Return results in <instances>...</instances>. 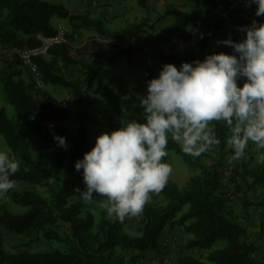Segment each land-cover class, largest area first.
<instances>
[{
	"label": "trees",
	"instance_id": "obj_1",
	"mask_svg": "<svg viewBox=\"0 0 264 264\" xmlns=\"http://www.w3.org/2000/svg\"><path fill=\"white\" fill-rule=\"evenodd\" d=\"M75 1L91 3L92 0ZM104 1L113 4L121 0ZM134 1L138 7L147 10L146 0ZM185 1L198 4L202 10L183 11L168 4L160 16V19H171V23L165 27L156 29L146 20H140L111 32L104 27L101 19L91 18L87 10L71 13L62 4L44 0H0V47L3 49L31 48L39 44L36 35L54 36L56 29L50 22L53 16L68 22L70 42L75 41L73 34L80 29L92 30L96 34V37L73 49L75 56L70 55L69 44H62L51 47L46 57L33 60L45 85L72 91L74 118L80 123L74 130L61 124L68 119V112L48 91L38 88L31 80L26 82L21 78L23 70L16 56L14 60H5L0 66V86L8 104L14 109V117L9 119L4 108H0V135L20 162V169L13 179L17 185L26 183L33 188L38 187L46 195L43 197L33 189L19 192L10 190L11 202L24 211L13 214L2 209L0 228L27 240L43 239L64 245V250L9 252L2 247L0 234V264H136L138 254L143 255L158 248L163 231L178 215L176 221L190 236L185 248L207 252L204 261L188 257L180 260V264H264L255 258L258 246L248 239L246 228L229 206L217 170L203 164L211 152H222L226 148L228 128L223 123L216 124L220 144L212 146L199 157L185 154L177 143L169 139L167 151L179 156L191 170L198 171V175L190 177L182 188L168 181L159 193H153L166 203L145 205L140 214L142 227L139 236L121 233L120 229L128 218L124 221L109 218L105 210L102 211L97 231L93 232V204L105 201L106 197L94 193L92 201H84L74 191L76 187H85L82 170L78 172L74 164L94 145L88 143L81 124L91 123L108 132L120 127L122 105L112 90L121 97H128L133 114L142 112L134 96L146 92V82L153 77L154 69L148 64L144 65L143 55L139 56L137 64L131 63L129 45L136 41L138 35L150 29L146 42L154 49L158 63H173L179 67L181 62L197 58L203 60L206 54L212 52L230 53L232 49L229 46L216 43L225 24L237 28L238 25L250 24L253 19L264 22V16L254 15L255 9L240 3L233 9L229 0ZM19 35L26 37V40L23 41ZM231 38L240 40L243 33L239 32ZM191 41H194L193 45L177 51V46ZM123 56L129 66L144 67L145 77L134 87H130L121 76L111 77L110 88H104L100 94L110 108L100 110L93 106L88 96L90 86L103 68ZM74 65H78L82 71L80 82L75 81L71 74ZM45 124L55 126L43 132ZM30 133L41 135L42 150L57 145L53 133L66 137L68 147L58 146L61 151H52L49 163L42 153L32 159L27 142ZM50 177L54 178L53 182H49ZM233 183L237 185L235 181ZM183 209L185 211L182 212ZM62 224L68 225L65 235L58 232ZM219 242L224 243L214 248ZM117 249L130 251V255L126 258L117 253ZM134 251L137 255L132 256L131 252Z\"/></svg>",
	"mask_w": 264,
	"mask_h": 264
},
{
	"label": "clouds",
	"instance_id": "obj_2",
	"mask_svg": "<svg viewBox=\"0 0 264 264\" xmlns=\"http://www.w3.org/2000/svg\"><path fill=\"white\" fill-rule=\"evenodd\" d=\"M244 3L255 5V16H264V0ZM237 31L242 39L216 42L229 46L230 53L212 52L179 67L164 63L146 82V92L137 94L143 121L132 119L96 136L74 164L82 170L85 187L74 189L82 200L92 201L94 193L106 197L101 207L119 221L142 214L150 194L159 193L172 173L163 160L169 139L185 154L199 157L220 144L217 123L230 133L228 163L242 158L250 142L264 149V22L253 19ZM53 140L67 149L66 137L53 133ZM19 169V160L0 150V200L17 187L13 177Z\"/></svg>",
	"mask_w": 264,
	"mask_h": 264
},
{
	"label": "rangeland",
	"instance_id": "obj_3",
	"mask_svg": "<svg viewBox=\"0 0 264 264\" xmlns=\"http://www.w3.org/2000/svg\"><path fill=\"white\" fill-rule=\"evenodd\" d=\"M52 4H62L68 9L69 12H82L84 9V3L75 0H44ZM232 3V8H236L238 4L245 6L244 0H229ZM94 6H88L90 8L94 7V10L88 11L91 18H99L103 21V25L106 29L111 32H115L121 29L124 25L131 22H139L140 20H146L148 24H153L156 29L165 27L171 23L169 17H164L160 19V16L164 14L168 4L174 5L176 8L183 11L190 10H202L198 4L189 3L185 0H146L148 8L147 10L142 9L137 6L134 0H121L113 4H109L104 0H92ZM90 4V3H89ZM88 4V5H89ZM246 7V6H245ZM89 8V9H90ZM100 8L102 10H100ZM104 8V9H103ZM250 8L255 9V5L250 6ZM106 9V10H105ZM94 12V13H93ZM95 16V17H93ZM52 17V22H55ZM62 26L65 28V34L68 40V44L71 46L70 55L75 56L73 49L77 46L85 44L91 38L96 37V34L92 30L80 29L77 33L73 34L74 42H70L69 35L71 30L69 28L68 22L59 23L55 26L58 28ZM150 32V29H147ZM148 32L138 35L136 41L132 43H138L139 41H146L148 39ZM222 32V33H221ZM221 37L217 38L222 40L229 36L237 35L239 32L237 28H233L229 24H225L223 30L221 31ZM244 35V34H243ZM19 37L25 41L26 37L19 35ZM37 37V35H36ZM194 44V41H191L187 44L177 46V51L189 47ZM15 55L12 50L3 49L0 47V66L5 60H14ZM144 60V65L148 64L151 68L154 69V76L158 75V70L161 68L162 64L158 63L155 58V54H147L142 57ZM23 74L21 78L28 82L31 80L30 74L27 70L23 69ZM125 70L128 71V75L125 76ZM71 74L73 79L77 82H80L83 78L82 71L79 69L78 65L71 67ZM113 76L126 77L129 84L132 86L143 80L145 77L144 67L142 68H133L128 65L127 59L125 56L121 57L116 62L111 65L103 68L97 77L92 82L90 89L88 91V96L92 103H94L96 108H99L100 104L105 102L100 94L104 88L109 87V79ZM134 80H140L136 83ZM242 81H238V84ZM45 85V84H44ZM43 85V86H44ZM42 87H38L44 89ZM47 89L58 98V103L64 104V109L68 112V119L63 121L61 124L66 126L70 130H74L80 123H78L74 118L75 107L72 103V91L60 86L47 85ZM118 102L122 105V113L120 116V127L121 124H126L130 120L135 119L142 122V116L140 114H133L131 111L130 102L116 94ZM50 93V94H51ZM51 94V95H52ZM138 99L137 95L134 96V100ZM0 108H4L6 116L9 119L14 117V109L11 105L8 104L6 97L0 86ZM110 108V106H109ZM50 124L43 125V132L47 130H52L54 124H51L52 127H49ZM85 128L86 138L88 143H95V138L102 132H108L101 127L93 125L91 123L81 124ZM229 131L227 136L229 135ZM41 135L37 134H28L27 142L29 143V153L32 159L42 153L44 159L47 163L51 160V154L54 150H60L57 145L51 146L49 150L41 149ZM0 150L11 153L7 145L4 143L0 135ZM61 151V150H60ZM230 150L225 148L222 152H211L209 158L203 160V164L209 167H214L219 175V179L226 190V197L229 199V206L234 210V212L239 216L241 223L246 228L248 239L257 244V251L255 253V258L264 262V171L262 172V164L264 160V149H258L254 144L250 142L248 149L245 152V155L233 161L231 164L228 163V156L230 155ZM13 156V155H12ZM163 160L169 163L172 167V173L170 174L168 181L175 183L179 188L185 186L187 180L198 175V171L191 170L183 160L175 155L172 152L168 151V155L163 158ZM167 181V182H168ZM236 182L238 189L234 186L233 182ZM27 189H33L38 192L40 195L45 197L46 195L38 187H32L26 183H20L17 185L14 191H23ZM151 199L148 204H165L166 200L161 197H155L153 193L150 194ZM105 202V201H103ZM102 203V202H101ZM101 203H94L92 214L95 220V227L93 232L97 231V226L102 218V211L104 210L101 207ZM6 209L10 213H20L24 209L22 207L16 206L11 202L10 196L8 194L7 198L0 200V211ZM185 209L182 210V212ZM181 212V213H182ZM180 215L177 216V218ZM177 218L170 222L168 226L163 231V234L159 238L158 248L155 250H150L145 252L143 255L138 254V259L136 264H180V260L183 258H196L200 261H204L207 255V252L200 251L198 249H186L185 245L187 240L190 238L189 235L185 234L183 228L176 221ZM142 219L141 215L130 217L126 220L125 224L120 229V232L128 236H139L140 229L142 227L140 221ZM58 232L61 235L68 233V225L62 224L58 228ZM0 234L2 236V247L9 252L27 250L29 252H44L50 251L53 249L64 250V245L58 242L45 241L43 239H33L27 240L22 237L11 234L7 230L0 228ZM224 242H219L214 248L221 247ZM130 251H118L117 253L122 254L124 257H128ZM132 256L137 255V253L131 252Z\"/></svg>",
	"mask_w": 264,
	"mask_h": 264
},
{
	"label": "built area",
	"instance_id": "obj_4",
	"mask_svg": "<svg viewBox=\"0 0 264 264\" xmlns=\"http://www.w3.org/2000/svg\"><path fill=\"white\" fill-rule=\"evenodd\" d=\"M56 29V34L54 36L50 37H42L40 35H37V39L39 40V44L36 46H33L31 48L27 46H22L20 48L13 49L12 52H14V55L18 58V60L21 63V67L30 74L31 81L34 82V84L37 87H42L44 85V82L42 80V76L34 64V59L39 57H46L48 50L56 45H62V44H68V40L65 34V28L62 26H59ZM132 51L131 56V63L133 65L137 64L139 60L140 55H147V54H153L154 49L147 44L146 41H139L138 43L134 45H129ZM140 51L139 54H137L138 51ZM61 107H65V103L61 104Z\"/></svg>",
	"mask_w": 264,
	"mask_h": 264
},
{
	"label": "crops",
	"instance_id": "obj_5",
	"mask_svg": "<svg viewBox=\"0 0 264 264\" xmlns=\"http://www.w3.org/2000/svg\"><path fill=\"white\" fill-rule=\"evenodd\" d=\"M94 3L95 2H92V3H90L89 4V2L88 1H86L85 3H84V10H87V11H90V10H94L93 8L94 7H92V8H90V7H88V6H91V4H92V6H94ZM89 4V5H88ZM90 8V9H89ZM104 9V8H103ZM100 10H102L101 8H100ZM106 10V9H105ZM94 13V12H93ZM93 17H95V16H93ZM54 20H55V22H52V18H51V20H50V22H51V24L55 27L57 24H59V23H63V22H66V20H61V19H58V18H54ZM125 76H127L128 75V71L127 70H125ZM126 81H127V83H128V85L130 86V87H134L135 86V84H133L132 86L129 84V82H128V80H127V78L126 77H123ZM137 81H140V80H134L133 81V83L135 82H137ZM43 88L46 90V91H48L49 93H51L50 92V90L49 89H47V85H44L43 86ZM52 94V93H51ZM52 96L54 97V98H56L57 100H58V98L57 97H55L53 94H52ZM59 101V100H58ZM93 104V106L95 107V105H94V103H92ZM99 108L98 109H100V110H108L109 109V105L106 103V102H103L102 104H100V106H98Z\"/></svg>",
	"mask_w": 264,
	"mask_h": 264
}]
</instances>
